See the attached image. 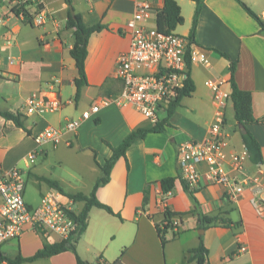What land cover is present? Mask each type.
<instances>
[{"label": "crops", "instance_id": "1", "mask_svg": "<svg viewBox=\"0 0 264 264\" xmlns=\"http://www.w3.org/2000/svg\"><path fill=\"white\" fill-rule=\"evenodd\" d=\"M8 1L9 5H0V110L18 113L25 128L0 115V169L16 165L27 176L47 177L40 164L27 166L24 163L26 154L36 148L37 155L47 159L52 153L60 161L74 147L77 151L73 157H84L83 162L79 160L82 165H74L75 170L80 177L82 174L92 181L87 188L85 186L87 190L76 192L87 194L99 172L95 160L102 164L112 153L104 141L116 146L131 129L148 121L131 105L111 103L82 121L76 132L65 134L55 147L35 146L33 135L47 125L77 118L93 101L120 92L121 83L114 74L116 57L128 47L126 21L137 10L139 0H72L74 11L85 23L105 25L88 38L84 67L87 85L81 88L77 101L73 82L77 71L69 54L73 35L65 27L68 5L64 0H42L47 18L41 24H34L12 11L14 0ZM147 1L152 10L141 24L155 26V15L163 0ZM175 1L183 23L174 32L188 36L195 2ZM242 1L259 17L264 11V0ZM24 6L29 12L35 11V5L30 2ZM193 42L206 50L209 59L208 65L190 64L193 92L181 98L163 132L148 133L126 149V157H120L112 167L109 181L96 190L97 199L110 206L113 214L99 207L89 209L87 226L75 242L77 255L88 264H94L98 258L108 264H197L191 250L200 239L207 249L205 264H264V122L245 125L260 146L261 162L253 163L247 158L245 168L263 171V189L257 196L261 213H257L249 201L251 190L233 202L224 195L222 186L214 184L195 188V207L177 177V145L203 138L212 118V94L206 82L221 81L220 88L230 92L229 61H236L234 80L239 89L249 92L253 117H264V34L260 32V24L237 0H203ZM216 50L225 53L228 59ZM53 83L62 107L41 116L24 114L26 96L32 91L47 89ZM228 113L233 117L230 126L233 132L226 130ZM224 127L230 147L240 150L242 127L234 119L230 100L226 104ZM82 152L83 155L78 156ZM167 176L174 177V186L165 204L167 212L178 220L176 230L171 225L161 227L164 212L159 200L164 192L159 188V179ZM54 180L66 192L76 193L66 190L60 178ZM145 189L148 199L143 203ZM198 212L217 216L219 220L200 227ZM157 225L162 230L164 243H161ZM112 244V251L108 252ZM241 245L244 251H238ZM41 246L40 241L36 249ZM67 251L70 250L63 252ZM63 252L50 257L59 259ZM58 259L55 264H76L74 254L67 262Z\"/></svg>", "mask_w": 264, "mask_h": 264}, {"label": "built area", "instance_id": "2", "mask_svg": "<svg viewBox=\"0 0 264 264\" xmlns=\"http://www.w3.org/2000/svg\"><path fill=\"white\" fill-rule=\"evenodd\" d=\"M27 1L35 5L34 12L27 11L23 5L30 16V22L43 23L47 12L42 0H14L12 6L19 7ZM151 10L147 0H139L137 10L126 21L129 43L117 55L114 71L121 83L120 92L93 101L77 118L45 126L33 135L35 146L55 147L63 141L65 134L76 132L82 121L111 103L131 105L145 120L155 123L160 119L159 112H165L169 102L182 87L187 61L190 64H209L206 50L197 46L188 36L174 31L164 33L155 26L142 25L141 22L149 17ZM17 15L24 18L22 10ZM260 19L264 23V11ZM220 82H206L211 90L213 104L206 135L177 145V177L191 189L205 184L220 185L227 199L233 202L251 190L249 201L257 213H261L257 196L263 189V171H247L245 161L248 154L244 146L240 150L230 147L229 135L224 127L229 93L220 88ZM61 107L62 102L53 83L47 89L30 92L24 100L23 112L26 115L41 116L58 111ZM36 156L37 149H31L24 157V163L27 166L33 164ZM25 186L22 168L14 165L9 169H0V245L10 239L18 240L28 228L45 238L53 233L57 236L55 241L76 236L79 221L75 217L77 212L72 208L74 202L71 199L55 187L48 186L47 190L40 193L39 204L31 206L24 199ZM169 193L164 192L159 200L164 212L161 227L171 225L176 230L178 220L168 214L165 204ZM244 250V246L238 247V251ZM94 264L108 263L98 258Z\"/></svg>", "mask_w": 264, "mask_h": 264}, {"label": "trees", "instance_id": "3", "mask_svg": "<svg viewBox=\"0 0 264 264\" xmlns=\"http://www.w3.org/2000/svg\"><path fill=\"white\" fill-rule=\"evenodd\" d=\"M67 5L72 4V0H64ZM195 2L194 13L192 17V23L190 27V31L188 34V38L193 41L194 37V29L196 25L197 16L199 13V9L203 0H193ZM241 6L245 9V11L254 18L260 24V32L264 34V23L261 21L260 17L254 13L242 0H237ZM29 2V1H27ZM26 4V2L24 3ZM24 4L21 6H12V11L18 14L21 10L24 14V19L30 21V16L28 12L23 8ZM73 9V7H72ZM183 23V16L181 15L180 7L176 3L175 0H163L162 7L157 10L155 15V27L157 30L169 33L174 31V29ZM65 27L72 31L73 35V44L69 49V54L74 60L75 68L77 71L76 77L73 79L75 92H74V100L77 101L81 88L87 85L86 75H85V58L87 55V43L88 38L91 33L95 31H99L105 27L104 24L101 23H93L88 24L82 20L81 15L78 12H75L74 9L67 11V18L65 21ZM221 56L228 59V56L216 50ZM236 61H229L228 65V83L230 86V92L228 100L231 101L234 110V119L235 121L242 127L241 130V141L243 143L244 148L247 151L248 158L253 163L261 162V152L260 146L255 139V137L251 134V132L246 128L247 123H256V122H264V117L255 118L251 113V98L250 94L247 91H243L239 89L234 80V69H235ZM186 78L181 88L178 89L177 95L173 100H171L168 106L165 109V113L160 119L155 123H147L145 125H138L131 129L116 145L112 146L106 141H104L111 149L112 153L109 157L104 159L102 164L98 163L95 159L97 166L99 167L100 174L96 178L91 190L89 193L84 194L82 192L69 193L66 192L62 186L59 184L57 180L50 179L47 177H38L40 180H44L48 186L55 187L66 197L71 199L73 202H82L81 209L75 214V217L79 221V228L76 236L65 238L59 241H47L45 237L42 240V246L37 249L33 254L28 256H22L18 254L13 264H19L23 261H32L37 258L51 256L66 250H71L75 255L76 264H88V262L82 260L76 253L75 250V242L78 240L80 234L85 230L87 226V214L91 207H99L103 208L109 213L113 214L112 209L107 204L99 201L96 197V190L99 186L107 183L110 178V172L116 161L123 157L125 158L126 149L137 139H142L148 133H159L165 130V126L169 124V119L173 115L177 106H179V102L182 97L189 96L194 90V84L190 77V62L186 63ZM0 115L5 119H10L13 123L21 128H25L22 121L19 118V114L10 110H0ZM28 131V130H27ZM29 132V131H28ZM183 189L186 194L191 198L194 202L195 207H197V200L194 195L195 189L189 188L184 182H181ZM174 186V177L167 176L159 179V188L162 192L170 191ZM148 199L147 189L144 190L143 203H146ZM180 213L187 214L190 213ZM169 215H173L168 212ZM179 214V215H180ZM197 219L200 227H206L210 224L217 222L219 219L217 216L207 215L198 212ZM228 223V221H224ZM223 223V221H222ZM157 230L159 233V237L161 243H164V238L162 235V230L157 225ZM192 257L196 260L197 264H205V256L207 254V249L203 246L202 241L200 239L199 244L191 250ZM4 260L3 255L0 254V262Z\"/></svg>", "mask_w": 264, "mask_h": 264}, {"label": "rangeland", "instance_id": "4", "mask_svg": "<svg viewBox=\"0 0 264 264\" xmlns=\"http://www.w3.org/2000/svg\"><path fill=\"white\" fill-rule=\"evenodd\" d=\"M9 5L8 0H0V5ZM164 111H160L159 115L162 117L164 115ZM228 123L226 125V130H230L233 132V129H230L233 121V117L228 113ZM74 151H77L74 147L69 150L70 154H66L63 160L57 161L56 155L52 153L48 154L47 159L42 155H37L35 159V165H39L41 170L44 173H47L48 178L55 179L60 178L63 187L71 192L76 191H85L86 188L92 183V181H88L84 175L79 173L75 170L74 165L79 164L82 165L80 161L83 162V153H80L78 156L82 157H73ZM32 165V164H31ZM100 174V170L98 175ZM97 175V177H98ZM25 178V191H24V199L25 201L31 206H37L40 202V193L44 192L48 188V184L44 180L36 179L33 176H27L24 172ZM79 179V180H78ZM77 186V187H76ZM79 186V188H78ZM86 186V188H85ZM72 205L74 211L78 212L82 207V202H75ZM20 240L10 239L0 245V254L3 255L4 260L0 262V264H13L14 258L20 254L22 256H27L30 253L35 252L43 237L41 235L35 234L30 228L26 230V232L21 235ZM57 236L53 233H50L47 236V241H55ZM113 244L110 245L108 252H111ZM40 248V247H39ZM38 248V249H39ZM117 250V249H116ZM73 252L67 251L60 254L59 259H64L63 261L67 262V259L70 258L72 260ZM54 257V256H53ZM53 259V260H52ZM56 259L58 258H51L50 256L37 258L32 261H23L19 264H55ZM58 259V261H59Z\"/></svg>", "mask_w": 264, "mask_h": 264}, {"label": "water", "instance_id": "5", "mask_svg": "<svg viewBox=\"0 0 264 264\" xmlns=\"http://www.w3.org/2000/svg\"><path fill=\"white\" fill-rule=\"evenodd\" d=\"M68 8L70 9V11H72V5H68ZM192 201V200H191Z\"/></svg>", "mask_w": 264, "mask_h": 264}]
</instances>
